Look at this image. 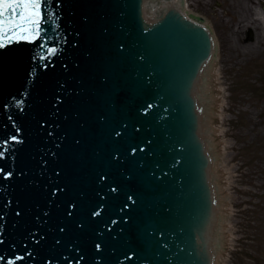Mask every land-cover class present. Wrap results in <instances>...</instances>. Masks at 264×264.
<instances>
[{"label":"water","instance_id":"1","mask_svg":"<svg viewBox=\"0 0 264 264\" xmlns=\"http://www.w3.org/2000/svg\"><path fill=\"white\" fill-rule=\"evenodd\" d=\"M179 2L43 0L0 49V264H212L213 42Z\"/></svg>","mask_w":264,"mask_h":264},{"label":"rangeland","instance_id":"2","mask_svg":"<svg viewBox=\"0 0 264 264\" xmlns=\"http://www.w3.org/2000/svg\"><path fill=\"white\" fill-rule=\"evenodd\" d=\"M185 1L189 11L205 13L208 3L214 0ZM227 5L233 9V26L230 17L222 18L221 6L213 5V14L208 19L211 25L214 23L218 45L210 72V89L216 99L214 121L210 125L217 129L215 164L212 163L211 170L220 181L216 211L221 221L216 230L223 234V247L214 251L213 261L264 264V132H259L261 124L257 118L264 108V102L260 101V85L264 82V23L257 15L263 8L246 0ZM227 25L232 28L228 34L224 31ZM247 26L253 27L255 38L244 43L239 33Z\"/></svg>","mask_w":264,"mask_h":264},{"label":"snow or ice","instance_id":"3","mask_svg":"<svg viewBox=\"0 0 264 264\" xmlns=\"http://www.w3.org/2000/svg\"><path fill=\"white\" fill-rule=\"evenodd\" d=\"M42 3L43 0H0V49L14 42L34 43L41 39L45 22ZM55 52V48L48 49L49 56Z\"/></svg>","mask_w":264,"mask_h":264},{"label":"flooded vegetation","instance_id":"4","mask_svg":"<svg viewBox=\"0 0 264 264\" xmlns=\"http://www.w3.org/2000/svg\"><path fill=\"white\" fill-rule=\"evenodd\" d=\"M248 3L251 4H258V6H260L261 8L264 9V0H246ZM230 2H237V0H227V3ZM227 3L224 2H219V1H212L209 2L207 5V9L205 10V13H201L198 12L197 14L203 16L206 20L211 18V15L213 14L212 12V8L213 5L216 7H222V18L224 19L225 17H230L231 18V22H230V26H233L234 22H235V18L232 14L233 9L230 8ZM212 5V6H211ZM209 22V21H208ZM212 25L214 26V23H212ZM211 25V26H212ZM226 29H224V31L228 34L229 31L232 30V28H230L228 25L225 26ZM242 36V39H241ZM239 39L244 43H249V42H253L254 38H255V32L252 26H247L244 30H241V32L239 33ZM260 90H261V95H260V101L264 102V97H262V95H264V82L260 85ZM257 118H259L260 124H261V129H259V132H264V108H261V111L257 114Z\"/></svg>","mask_w":264,"mask_h":264},{"label":"bare ground","instance_id":"5","mask_svg":"<svg viewBox=\"0 0 264 264\" xmlns=\"http://www.w3.org/2000/svg\"><path fill=\"white\" fill-rule=\"evenodd\" d=\"M263 11H264V9H263ZM263 11L258 10V12H257L258 18L260 19V21L262 23H264V12ZM214 61H215V58H213L209 61V69H208V67H206L204 69V77L200 80L201 81L200 82V91H201V93H203L204 90L207 88L208 95L210 97L208 104L212 106V109L210 111H207V118H206V123H208V126H209V132H208L209 139L207 140L209 146H213V139H214L213 134H214V131L217 130V129L214 130L213 127H211V125H210L214 121L213 120V113H214V107L213 106H214V103L216 100L214 95H213V91L210 89V78L212 76L210 72L213 69L212 67L214 65ZM216 147H217V143H216L215 148ZM214 152L216 153L215 149H214ZM212 160H213V165H214L215 160L214 159H212ZM213 173L214 172L212 171V174ZM214 186H215L214 190L218 191L219 190L218 186H216V184H214ZM220 221H221V217H220ZM218 223H219V220H218ZM218 234L220 235L221 233L219 232ZM221 241H222V239H221Z\"/></svg>","mask_w":264,"mask_h":264}]
</instances>
